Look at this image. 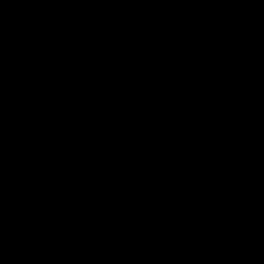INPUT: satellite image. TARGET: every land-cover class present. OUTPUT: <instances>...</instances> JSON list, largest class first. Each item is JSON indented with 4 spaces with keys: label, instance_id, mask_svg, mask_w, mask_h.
<instances>
[{
    "label": "water",
    "instance_id": "95a60500",
    "mask_svg": "<svg viewBox=\"0 0 264 264\" xmlns=\"http://www.w3.org/2000/svg\"><path fill=\"white\" fill-rule=\"evenodd\" d=\"M0 264H264V0H0Z\"/></svg>",
    "mask_w": 264,
    "mask_h": 264
}]
</instances>
